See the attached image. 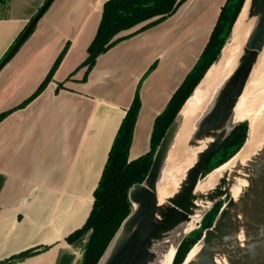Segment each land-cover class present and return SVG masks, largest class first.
I'll return each mask as SVG.
<instances>
[{"label":"crops","instance_id":"1","mask_svg":"<svg viewBox=\"0 0 264 264\" xmlns=\"http://www.w3.org/2000/svg\"><path fill=\"white\" fill-rule=\"evenodd\" d=\"M46 0L0 6V62ZM105 0H52L0 69V112L28 97L68 43L45 89L0 121V260L35 246L15 264H79L89 232L66 236L86 220L111 143L137 80L141 101L129 158L149 149L154 119L201 54L225 0H185L156 25L100 54L83 79L81 66ZM14 45V44H13ZM62 84L59 86V84ZM115 91H117L115 93Z\"/></svg>","mask_w":264,"mask_h":264},{"label":"water","instance_id":"2","mask_svg":"<svg viewBox=\"0 0 264 264\" xmlns=\"http://www.w3.org/2000/svg\"><path fill=\"white\" fill-rule=\"evenodd\" d=\"M51 2L52 0H46L37 14L32 18L8 54L0 62V69L15 54L23 41L33 30L39 17ZM244 10L246 12L241 19V25L237 30H243L240 41L242 45L241 51L238 53L237 58H235L234 66L228 75L220 80L209 93L201 115L194 121L193 128L188 138L184 140V143L182 144L183 152L190 153L193 148L200 144L201 140H210L206 142V144L204 143L203 148L197 153L193 165L186 170L175 192L168 196L166 203L169 207L165 210L163 220L157 222L155 221L156 208L153 204V199L156 195L157 185L161 175L165 170L169 152L175 142L177 131L182 124L183 118L181 116V109L187 100L194 94L210 68L216 65L220 60L224 48L231 42L235 26ZM263 47L264 0H244L230 34L219 55L207 69L191 94L186 98L156 147L146 177L142 182L133 184L129 189L128 197L132 203V210L119 226L97 264H159L161 262V252L169 247L170 244L177 241L172 248L173 252L170 260V264H172L174 254L181 240L191 230L195 229L192 228L194 225H196V228L200 225L202 217L217 202L227 198L219 209L212 225L204 229L198 240V244L203 246L204 249V252L199 257L200 264H215L209 254L213 240L217 237L218 223L221 219H224L225 208L231 204V186L233 182L230 178L235 179L241 177L246 180L251 175H255L257 176V180L261 178L263 181L262 202L259 210L262 227L256 233L251 246L245 252H241L236 257H233L229 264H264V145H262L260 150L250 158L246 163V166L236 165L226 172L213 186V188L215 187L214 189L212 188V190L210 189L204 193L195 191L199 182L229 162L243 148L248 140L249 122L247 137L241 148L226 162L202 176L208 160L225 137L238 123L246 120H234V109L249 82L251 74L255 68V63ZM221 185H225V188L211 200L206 209L199 213L196 218V223L192 227H185V230L176 233L177 236L175 235L172 241L169 242L167 240L164 242V245L159 252H155L150 248L153 237L159 238L161 241L164 238L170 237V235L173 234L171 231L176 225H180L184 222L186 223L191 219L193 213L192 209L196 206L195 200L200 199L205 201L210 199L213 190ZM257 212L258 208L255 212V216L257 215ZM225 227L231 229L232 224L227 221ZM188 228H191V230L187 231ZM188 253L181 264H184Z\"/></svg>","mask_w":264,"mask_h":264},{"label":"trees","instance_id":"3","mask_svg":"<svg viewBox=\"0 0 264 264\" xmlns=\"http://www.w3.org/2000/svg\"><path fill=\"white\" fill-rule=\"evenodd\" d=\"M5 1L0 0V6ZM183 1L105 0L96 32L87 47L86 58L81 63V66L86 68L83 79L86 78L100 54L106 52L118 41L131 34L119 35L120 32L142 23L141 27L135 32L156 25L174 13ZM243 3L244 0H225L201 54L172 94L163 111L154 119L148 151L131 159L129 158V148L133 138V128L141 105L139 93L135 91L133 99L126 109L116 131L98 183L93 191L91 210L84 223L66 236V241L71 243L89 232L79 264H97L119 226L131 212L132 203L128 197L129 189L133 184L142 182L146 177L156 147L186 98L191 94L210 65L216 60L230 34ZM68 45V43L65 44L45 77L28 97L13 108L0 112V121L15 109L27 105L45 89L64 57ZM61 85L60 83L59 86ZM247 132L248 121L244 120L238 123L212 154L202 176L230 159L245 142ZM226 199L224 198L217 202L202 217L200 227L189 232L181 240L174 254L172 264H181L183 262L190 248L202 235L203 230L212 225ZM46 248L48 247L35 246L27 248L4 260H0V264H15L18 261L42 252Z\"/></svg>","mask_w":264,"mask_h":264},{"label":"bare ground","instance_id":"4","mask_svg":"<svg viewBox=\"0 0 264 264\" xmlns=\"http://www.w3.org/2000/svg\"><path fill=\"white\" fill-rule=\"evenodd\" d=\"M245 12L244 10L240 16L235 26L231 42L224 48L220 60L210 68L194 94L181 109L182 124L177 131L175 142L169 152L165 170L161 175L157 185L156 195L153 199V204L156 208L155 221L157 222L163 220L165 210L169 207L166 203L168 196L175 192L184 173L193 165L197 153L203 148L204 143L206 144L210 140H201L200 144L193 148L190 153L183 152L182 144L188 138L194 121L201 115L209 93L220 80L228 75L234 66L235 58H237L238 53L241 51L242 45L240 41L243 30H237L241 25V19ZM252 74L256 78L264 77V47L258 56ZM250 80L235 106L233 115L234 120L246 119L249 122L248 140L243 148L229 162L199 182L195 188L196 192L204 193L210 189L212 190L213 186L226 172L236 165L246 166L250 158L264 145V88L260 87L256 91L260 94L259 98L257 97V99L249 103L254 97V94L249 95L250 88L252 87V81ZM230 180L233 182L231 186V204L225 208L224 219H221L218 223L217 237L213 240L209 254L215 264H229L233 257H236L241 252H245L251 246L256 233L262 227L259 213L262 202V179L257 180V176L251 175L246 180L241 177L235 179L230 178ZM224 188L225 185L216 187L208 200H195L196 206L192 209L191 219L186 223L184 222L185 224L181 223L180 225H176L171 231L173 234L170 237L164 238L162 241L159 238L153 237L150 248L155 252H159L164 242L167 240L169 242L172 241L174 236H177L176 233L185 230V227H192L196 223V218L199 213L206 209L211 200ZM257 208L258 212L255 216ZM227 221L232 224L231 229L225 227ZM203 252V246L196 244L188 253L184 264H200L199 257Z\"/></svg>","mask_w":264,"mask_h":264},{"label":"rangeland","instance_id":"5","mask_svg":"<svg viewBox=\"0 0 264 264\" xmlns=\"http://www.w3.org/2000/svg\"><path fill=\"white\" fill-rule=\"evenodd\" d=\"M185 1V0H184ZM156 67V61H153L151 64H150V66L147 68V70L145 71V72H143V74H142V76H141V78H139V80H137V83L135 84L136 86H135V88H134V93H135V91H138V93H139V89H140V87H139V85L142 83V81H144V78H146L153 70H154V68ZM254 74H251V77H250V81H252L251 82V85H252V87L250 88V92H249V95L251 96V95H253L254 94V97L249 101V103L251 102V101H253V100H255V99H257V97L259 98V95L260 94H258L259 92H256L260 87L261 88H264V77H258V78H256V76L254 75ZM260 85V86H259ZM259 86V87H258ZM117 91H115V93H116ZM257 94V95H256ZM256 95V96H255ZM264 95V94H263ZM200 225H201V223H200ZM200 225L197 227V228H199L200 227ZM192 228H195V229H197L196 228V225H194ZM190 231L191 230V228H188L187 229V231ZM192 231V230H191ZM190 231V232H191ZM204 231V230H203ZM194 236V235H193ZM201 237V236H200ZM200 239V238H199ZM199 239H197L196 240V242L193 244V245H196V244H198V240ZM177 242V241H176ZM176 242H174V243H172V244H170V246L169 247H167L164 251H162L161 252V262L159 263V264H170V260H171V256H172V252H173V250H172V248L175 246V244H176ZM192 248V247H191ZM190 248V249H191ZM171 252V253H170Z\"/></svg>","mask_w":264,"mask_h":264}]
</instances>
